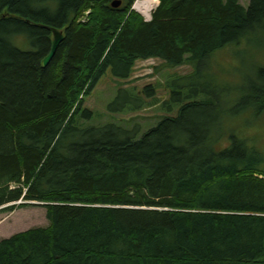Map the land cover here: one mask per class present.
I'll return each mask as SVG.
<instances>
[{
    "label": "trees",
    "instance_id": "16d2710c",
    "mask_svg": "<svg viewBox=\"0 0 264 264\" xmlns=\"http://www.w3.org/2000/svg\"><path fill=\"white\" fill-rule=\"evenodd\" d=\"M112 1L0 0V209L36 201L48 221L1 238L0 264H264V151L232 120L264 112V63L236 77L214 59L264 49V0H158L149 20ZM52 27L63 39L44 65ZM149 58L151 74L192 71L169 75L161 101L156 84L122 82ZM107 70L110 111L175 114L140 134L87 123Z\"/></svg>",
    "mask_w": 264,
    "mask_h": 264
},
{
    "label": "rangeland",
    "instance_id": "374dc122",
    "mask_svg": "<svg viewBox=\"0 0 264 264\" xmlns=\"http://www.w3.org/2000/svg\"><path fill=\"white\" fill-rule=\"evenodd\" d=\"M239 2L242 5H247L248 0H239ZM154 9L155 7L152 11ZM135 11L137 10L135 9ZM137 12L141 14L139 11ZM143 17L147 20L150 19V17H145L144 15ZM13 43L21 49H29L28 42L23 35H16ZM214 59L217 64L227 69L237 67V70H235V76L237 77L240 71L239 69H242V65L248 66L252 70L253 67L250 66L251 62L257 60L264 63V49L250 47L243 40L239 45H228L217 50L214 54ZM160 63L161 60L157 58L137 60L131 77L126 81H122L123 83H127L124 86H136L137 90H141L147 84H156L155 97L161 101L166 99L168 92L163 85L164 80L171 74H188L192 71V66L184 64L172 69H161L157 73L151 74L153 67ZM118 81L107 70L97 81L95 87L84 98L83 107L92 111V117L87 123L99 125L111 121L124 125L125 127L136 126L139 132L138 134H140L155 125L160 116L175 114V109L171 112H166L162 108H159L158 104L128 113L110 111L107 109V104L114 97L116 88L118 87L117 84L120 83ZM157 83L162 85L157 86ZM247 119L250 122L246 123ZM232 120H236L238 124H244V127H239V130L248 139L253 140L260 150L264 151V112L254 119L250 117L249 113H245ZM18 203L19 201L16 204ZM47 225L48 221L45 216V208L39 202L27 201L24 206L15 207L12 210L0 209V239L29 228L44 227Z\"/></svg>",
    "mask_w": 264,
    "mask_h": 264
},
{
    "label": "water",
    "instance_id": "95a60500",
    "mask_svg": "<svg viewBox=\"0 0 264 264\" xmlns=\"http://www.w3.org/2000/svg\"><path fill=\"white\" fill-rule=\"evenodd\" d=\"M120 2H121L120 0H113L111 2V6L117 7L120 5ZM51 32H52L51 47L49 53L43 58L44 65H46L49 62V60L52 58L59 43L63 39V33L58 28L52 27Z\"/></svg>",
    "mask_w": 264,
    "mask_h": 264
},
{
    "label": "bare ground",
    "instance_id": "6f19581e",
    "mask_svg": "<svg viewBox=\"0 0 264 264\" xmlns=\"http://www.w3.org/2000/svg\"><path fill=\"white\" fill-rule=\"evenodd\" d=\"M156 4H157V0L136 1L135 4H134V8L137 11H139L142 15H144L145 17H149L150 14H151L152 9L156 6Z\"/></svg>",
    "mask_w": 264,
    "mask_h": 264
}]
</instances>
